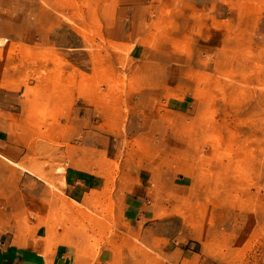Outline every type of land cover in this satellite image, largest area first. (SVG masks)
<instances>
[{
  "label": "rangeland",
  "instance_id": "374dc122",
  "mask_svg": "<svg viewBox=\"0 0 264 264\" xmlns=\"http://www.w3.org/2000/svg\"><path fill=\"white\" fill-rule=\"evenodd\" d=\"M0 153L45 264H264V0H0Z\"/></svg>",
  "mask_w": 264,
  "mask_h": 264
},
{
  "label": "crops",
  "instance_id": "0c3cea01",
  "mask_svg": "<svg viewBox=\"0 0 264 264\" xmlns=\"http://www.w3.org/2000/svg\"><path fill=\"white\" fill-rule=\"evenodd\" d=\"M0 264H45L43 256L32 249L10 246L0 240Z\"/></svg>",
  "mask_w": 264,
  "mask_h": 264
},
{
  "label": "bare ground",
  "instance_id": "6f19581e",
  "mask_svg": "<svg viewBox=\"0 0 264 264\" xmlns=\"http://www.w3.org/2000/svg\"><path fill=\"white\" fill-rule=\"evenodd\" d=\"M0 158L5 161L6 163L16 167V168H22V169H26L27 172L31 175V176H34L35 178L39 179V180H42L43 182L46 181L47 182V176L48 175H52V174H55L57 171H59V164L57 165L53 163V161H49L46 163V162H38V163H32L31 167L30 168H26L24 167L22 164H20L19 162H16V161H13L12 159H10L9 157L3 155L0 153ZM48 158V157H47ZM30 163V162H29ZM28 165V164H27ZM19 169V170H20ZM22 171V170H21ZM60 183H63L62 182V178L59 179ZM45 183V182H44ZM51 186L50 187H53L52 184H50ZM56 191L59 189L56 188V187H53ZM52 188V189H53ZM63 195V194H62Z\"/></svg>",
  "mask_w": 264,
  "mask_h": 264
}]
</instances>
